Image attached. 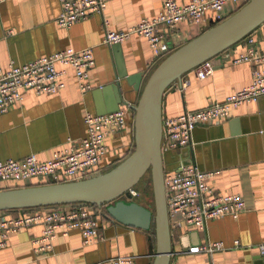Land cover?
Segmentation results:
<instances>
[{
  "label": "crops",
  "instance_id": "obj_1",
  "mask_svg": "<svg viewBox=\"0 0 264 264\" xmlns=\"http://www.w3.org/2000/svg\"><path fill=\"white\" fill-rule=\"evenodd\" d=\"M161 7L162 0H105L101 11H91L62 26L56 20L59 0H1L0 66L10 61L22 63L66 46H90L95 63L89 69L92 86L87 90L80 89L73 68L61 63L58 67L64 69V85L57 90L21 89V99L0 111V159L21 158L28 152L44 159L69 138L83 136L85 110L105 109L116 96L112 85L116 74L113 42L103 40L105 29H123L156 14ZM236 7V3L227 1L221 13L226 17ZM213 13L208 9L205 18L198 22L180 19L172 42L174 48L211 26ZM246 35L253 37L249 43L254 47H264V21ZM246 35L212 57L210 74L199 77L191 68L168 85L162 96V119L220 100L247 84L254 63L231 60L232 54L245 48ZM119 43L128 72L141 70L146 76L161 59L141 33H132ZM256 65L264 66V62ZM121 86L123 99L119 107L133 105L140 89L125 79ZM133 111V107L128 110L126 128L106 137L107 150L100 160L102 171L130 153ZM162 157L164 168L169 170L181 160L208 170L205 180L216 192H238L245 200V207L237 215L226 213L208 218L202 229L180 220L175 226L170 225L172 250L168 264H264V254L257 245L264 240V94L233 107L226 118L196 125L188 145L162 149ZM11 183L13 180H3L0 186ZM37 207L7 212L15 214ZM40 231L41 224H32L10 232L0 247V264H109V257L117 253L132 254L135 264H148L155 249L153 225L142 229L115 219L101 221L99 237L89 243L82 241L80 229L74 227L65 234L57 231L51 248L36 252L32 238ZM217 239L223 241L224 248L188 251L192 244Z\"/></svg>",
  "mask_w": 264,
  "mask_h": 264
},
{
  "label": "built area",
  "instance_id": "obj_2",
  "mask_svg": "<svg viewBox=\"0 0 264 264\" xmlns=\"http://www.w3.org/2000/svg\"><path fill=\"white\" fill-rule=\"evenodd\" d=\"M1 1V0H0ZM227 1L242 5L247 0H162L161 9L150 17H142L129 26L115 30L106 28L103 40L117 42L132 33L143 34L150 47L159 58L168 54L174 46L175 30L180 19L198 22L205 18L206 11L212 9L214 22L224 18L221 8ZM60 11L57 22L64 26L80 19L91 11H101L105 0H59ZM245 48L232 54V62L251 61L254 63L251 80L240 88L227 93L222 99L206 105L187 108L162 119L161 149L175 148L190 142L193 128L210 120L226 118L231 109L242 102L257 100L264 94V47L251 45L253 37L246 35ZM58 63L73 68L81 90L89 89V69L95 63L92 48L84 46L64 48L42 54L22 63L10 61L0 66V111L21 99L22 88L31 87L36 92H52L64 85V69ZM193 69L199 77L213 71L212 57H208ZM129 103L105 112L85 110L86 133L77 139L55 148L51 156L40 159L35 152H28L21 158L0 159V182L3 180H30L42 178L49 181L72 180L88 177L102 171L100 160L107 150L106 137L119 132L128 125ZM208 170L194 163H179L175 169L165 170L163 174L166 207L169 224L175 226L180 220L184 224L202 229L208 218L230 213L237 215L245 207V200L238 192L218 193L205 180ZM1 188V186H0ZM131 194L135 193L133 188ZM114 220L104 204L91 201H75L38 206L29 211L10 214L0 212V247L5 245L10 232L41 224V231L32 238L37 252L48 250L57 231L67 233L77 227L82 241L89 243L100 235V222ZM238 240H235V244ZM258 248L264 254V240ZM222 240L204 241L192 244L188 251L211 252L224 248ZM109 264H135L134 256L117 253L108 259Z\"/></svg>",
  "mask_w": 264,
  "mask_h": 264
},
{
  "label": "water",
  "instance_id": "obj_3",
  "mask_svg": "<svg viewBox=\"0 0 264 264\" xmlns=\"http://www.w3.org/2000/svg\"><path fill=\"white\" fill-rule=\"evenodd\" d=\"M262 21L264 0H247L231 14L173 48L146 76L141 70L127 71L120 43L113 42L116 74L112 85L116 96L105 109L101 107L97 111L119 107V101L123 99L122 79L140 89L139 97L132 105L134 149L111 168L88 177L0 188V210L71 201L104 204L108 213L123 224L142 229L153 225L155 249L148 264H168L172 249L163 180L164 171L169 169L164 168L161 149L163 92L185 71L218 55ZM181 162L189 161L181 160L178 164ZM147 169L151 172L153 208L132 199L130 191Z\"/></svg>",
  "mask_w": 264,
  "mask_h": 264
},
{
  "label": "rangeland",
  "instance_id": "obj_4",
  "mask_svg": "<svg viewBox=\"0 0 264 264\" xmlns=\"http://www.w3.org/2000/svg\"><path fill=\"white\" fill-rule=\"evenodd\" d=\"M134 147V139L132 140ZM117 164V163H116ZM135 193L132 199H135L151 208L154 207V195L150 169H147L140 179L134 184ZM125 197V195H123Z\"/></svg>",
  "mask_w": 264,
  "mask_h": 264
},
{
  "label": "trees",
  "instance_id": "obj_5",
  "mask_svg": "<svg viewBox=\"0 0 264 264\" xmlns=\"http://www.w3.org/2000/svg\"><path fill=\"white\" fill-rule=\"evenodd\" d=\"M241 5H238L237 7H236V9L237 8H239ZM235 9V10H236ZM234 10V11H235ZM133 114H134V111H133ZM134 149V147L132 146V148H131V151ZM130 151V152H131ZM120 160H118L116 163H118ZM115 163V164H116ZM114 164V165H115ZM106 170V169H105ZM46 182H51V181H49V180H41V179H37L36 181H30V180H18V181H14L13 180V183H11V184H9V185H2L1 186V188H5V187H13V186H22V185H29V184H37V183H46ZM71 202H75V201H71ZM46 205H50V204H46ZM46 205H37V206H46ZM29 207H31V206H29ZM9 210H12V209H3V210H0V212H2V211H4V212H7V211H9ZM152 238H154V240H155V237L154 236H152Z\"/></svg>",
  "mask_w": 264,
  "mask_h": 264
}]
</instances>
